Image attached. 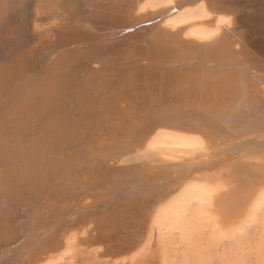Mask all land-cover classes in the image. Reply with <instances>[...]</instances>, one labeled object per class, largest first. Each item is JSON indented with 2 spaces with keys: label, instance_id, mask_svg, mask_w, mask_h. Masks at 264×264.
I'll list each match as a JSON object with an SVG mask.
<instances>
[{
  "label": "bare ground",
  "instance_id": "1",
  "mask_svg": "<svg viewBox=\"0 0 264 264\" xmlns=\"http://www.w3.org/2000/svg\"><path fill=\"white\" fill-rule=\"evenodd\" d=\"M22 2L33 38L0 61V264L264 261V0H1L0 16ZM173 44L212 63L153 62Z\"/></svg>",
  "mask_w": 264,
  "mask_h": 264
},
{
  "label": "water",
  "instance_id": "2",
  "mask_svg": "<svg viewBox=\"0 0 264 264\" xmlns=\"http://www.w3.org/2000/svg\"><path fill=\"white\" fill-rule=\"evenodd\" d=\"M16 9L17 8H15L13 10V12H11V11L9 12L10 9H8L7 6H6V9H5V6H4L3 10L1 12L0 19L6 17L7 15L8 16L9 15H14L17 12ZM158 38H159V36H158ZM161 38H163V37H161ZM161 38H159V39H161ZM169 48L170 49L168 50V54L164 53L166 55L165 59L164 58L162 59V58L158 57L157 59L153 60V62L155 61V62L159 63L160 65L168 66L170 68H177L178 66H182V65L185 64V65H187L189 67V70L186 73H189V72L190 73H199L200 70L201 71H204V70L206 71V69H208L207 65H210L212 63V62L205 61L203 59H198L195 56V54H193V53L191 54L190 52L189 53L187 52L186 53V57L183 59V61H181V59H180V57L178 55V53H181V49L178 48L176 45L174 46V44L171 47H169ZM140 61H142L144 63L143 59H140ZM146 61L147 62L150 61V58L149 59L147 58ZM8 70H10L9 67H8L7 71ZM227 95L228 94L221 95V98H222V96H227ZM236 96H234L231 99L232 103H234V104L236 102H238L237 101L238 98H236ZM212 100H213V98H212ZM238 108H240V107H236V109H238Z\"/></svg>",
  "mask_w": 264,
  "mask_h": 264
},
{
  "label": "rangeland",
  "instance_id": "3",
  "mask_svg": "<svg viewBox=\"0 0 264 264\" xmlns=\"http://www.w3.org/2000/svg\"><path fill=\"white\" fill-rule=\"evenodd\" d=\"M1 2V0H0ZM23 4H24V7H23ZM17 12L15 15V17H12V15H7L6 17H8L9 21H12V20H16L17 22H19V27H18V32L16 33L19 37H17V35L15 34L13 37L15 38H11L8 43H4V42H1L0 41V61L3 60L8 54L9 52V49H8V46H14V42L16 41L15 45L18 43H20L21 41L24 42V41H30L32 40L33 38V31L29 25V22H28V14L30 12V8H29V4H25V3H21L19 4L17 7ZM15 8H13L11 11H13ZM27 10V11H26ZM27 16V17H26ZM5 17V18H6ZM8 19H6V22H9ZM5 20V19H4ZM21 31V32H19ZM12 36V35H11ZM14 39V40H13ZM13 40V41H12ZM19 40V41H18ZM10 42V43H9ZM21 42V43H22ZM5 46H4V44ZM7 44V45H6ZM254 254H249L244 261H242L240 264H264V261H260L258 260L257 258H255ZM250 259V260H249ZM249 261V262H248ZM260 262V263H259ZM262 262V263H261Z\"/></svg>",
  "mask_w": 264,
  "mask_h": 264
}]
</instances>
